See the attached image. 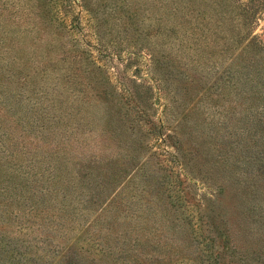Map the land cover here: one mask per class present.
<instances>
[{
    "label": "rangeland",
    "instance_id": "obj_1",
    "mask_svg": "<svg viewBox=\"0 0 264 264\" xmlns=\"http://www.w3.org/2000/svg\"><path fill=\"white\" fill-rule=\"evenodd\" d=\"M248 42L264 0H0V264H264Z\"/></svg>",
    "mask_w": 264,
    "mask_h": 264
},
{
    "label": "trees",
    "instance_id": "obj_2",
    "mask_svg": "<svg viewBox=\"0 0 264 264\" xmlns=\"http://www.w3.org/2000/svg\"><path fill=\"white\" fill-rule=\"evenodd\" d=\"M86 1H88V0H86ZM80 5H82L83 8L89 12V8H87L88 6L85 5V2L82 1V4L80 3ZM243 49H246V50H248L250 52H254V53L259 52L260 54H264V43L263 42H248L247 45Z\"/></svg>",
    "mask_w": 264,
    "mask_h": 264
}]
</instances>
